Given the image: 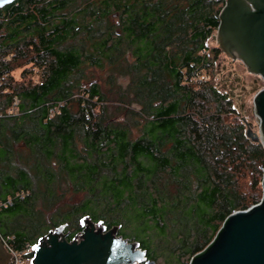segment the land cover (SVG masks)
<instances>
[{
	"label": "trees",
	"instance_id": "1",
	"mask_svg": "<svg viewBox=\"0 0 264 264\" xmlns=\"http://www.w3.org/2000/svg\"><path fill=\"white\" fill-rule=\"evenodd\" d=\"M225 2L0 7V111L20 98V114L0 119L2 238L22 249L66 223L72 239L89 215L156 264H189L261 200L264 145L213 78Z\"/></svg>",
	"mask_w": 264,
	"mask_h": 264
},
{
	"label": "water",
	"instance_id": "2",
	"mask_svg": "<svg viewBox=\"0 0 264 264\" xmlns=\"http://www.w3.org/2000/svg\"><path fill=\"white\" fill-rule=\"evenodd\" d=\"M14 0H0V7ZM220 22L210 39L222 53L217 59L216 84L234 98V105L247 124V135L264 145V87L257 89L250 107L248 95L264 83L251 87L241 99L223 85L226 74L220 72L223 56L244 63L240 68L264 79V0H226ZM217 40V44L214 42ZM258 122H257V117ZM259 124V127H258ZM261 200L247 209L232 212L222 223L210 244L192 256L189 264H264V177ZM102 222V221H98ZM82 230L68 239L70 230L62 223L39 237L33 245L32 264H155L138 240L119 233V225H97L89 215L81 219ZM12 257L0 235V264Z\"/></svg>",
	"mask_w": 264,
	"mask_h": 264
},
{
	"label": "flooded vegetation",
	"instance_id": "3",
	"mask_svg": "<svg viewBox=\"0 0 264 264\" xmlns=\"http://www.w3.org/2000/svg\"><path fill=\"white\" fill-rule=\"evenodd\" d=\"M223 65L220 72L226 74L222 81L225 87H229L230 94L238 92L240 99L247 94L251 87L259 85L260 76L244 71L240 68L236 60H232L228 56H223Z\"/></svg>",
	"mask_w": 264,
	"mask_h": 264
},
{
	"label": "built area",
	"instance_id": "4",
	"mask_svg": "<svg viewBox=\"0 0 264 264\" xmlns=\"http://www.w3.org/2000/svg\"><path fill=\"white\" fill-rule=\"evenodd\" d=\"M261 79L263 80V83H264V79L262 77H261ZM263 87H264V84H263ZM60 104L61 103L57 104L53 108V110H52L53 113L59 109ZM18 114H20V98L17 95H15L13 97V101H12L10 107L7 109V111H5V112L0 111V119L4 116H9V115L11 116V115H18ZM6 203H12L11 198H9L6 201ZM0 207H1V204H0ZM2 240H3L6 248L12 254V257L10 259L9 264H32L33 256H31L30 254L32 252L34 253V248H33L34 244L28 243L25 245L24 248L16 249L8 243L7 238H2Z\"/></svg>",
	"mask_w": 264,
	"mask_h": 264
},
{
	"label": "rangeland",
	"instance_id": "5",
	"mask_svg": "<svg viewBox=\"0 0 264 264\" xmlns=\"http://www.w3.org/2000/svg\"><path fill=\"white\" fill-rule=\"evenodd\" d=\"M216 33V32H215ZM214 42L217 44L218 42H217V40L216 39H214ZM218 59V58H217ZM237 62L240 64V65H243L245 68H246V66L244 65V63L242 62V61H240V60H237ZM216 65H217V61H216ZM216 65H215V68H214V80L217 82V78H216V76H215V72H216ZM247 69V68H246ZM19 76H20V71H16V77L17 78H19ZM93 79H95V80H98V81H102L103 83L105 82V78L107 77V71H106V69L105 70H102V69H99V70H96L94 73H93ZM209 76H206V78H208ZM260 81H262L263 82V80L261 79V77H260V79H259ZM128 81H129V78L127 77V76H125V77H119V82H121L124 86L125 85H127V83H128ZM108 86V85H107ZM261 87H263V85H261V86H259L258 88H256L254 91H252L249 95H248V97L245 99V104H246V106L247 107H250V105H251V103H252V100H254V95H255V92L257 91V89H259V88H261ZM222 91H224V90H222ZM224 92H226V91H224ZM231 99H232V102H233V104H234V98L233 97H231ZM238 109V108H237ZM240 112V111H239ZM241 114V113H240ZM256 117H257V115H256ZM257 122H258V117H257ZM258 127H259V124H258ZM97 225H102V226H104V227H106V229L108 228L105 224H104V222L102 221V222H98L97 221ZM119 228H120V226H119ZM120 233V232H119ZM121 234V233H120ZM132 240H136V239H132ZM156 264V263H155Z\"/></svg>",
	"mask_w": 264,
	"mask_h": 264
}]
</instances>
